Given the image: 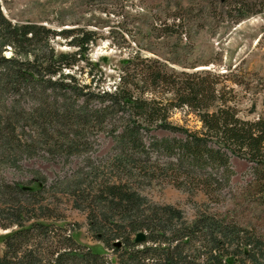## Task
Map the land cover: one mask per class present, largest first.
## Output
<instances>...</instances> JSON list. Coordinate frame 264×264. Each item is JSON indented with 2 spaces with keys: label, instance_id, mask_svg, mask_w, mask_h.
<instances>
[{
  "label": "trees",
  "instance_id": "16d2710c",
  "mask_svg": "<svg viewBox=\"0 0 264 264\" xmlns=\"http://www.w3.org/2000/svg\"><path fill=\"white\" fill-rule=\"evenodd\" d=\"M216 2L221 12L235 15L234 22L245 17L243 0ZM175 10L167 23L160 21V28L170 37L178 36L177 29L189 20L177 17L182 8ZM95 35L82 27L55 29L31 21L13 23L0 5V108L6 109L0 112L1 154L11 157L26 147L15 135L14 123H21V132L30 138L62 139L69 149L88 128L110 126V135L123 149L137 148L147 135L151 148L175 157L178 166L230 174L228 153L249 164L250 177L221 217L197 213L189 222L170 206L147 208L137 195L108 188L95 203V210L88 203V225L104 244L126 234L125 247L116 250L117 256L110 261L104 257L103 245L80 249L74 233L65 237L62 247H38L37 238L55 236L47 219L35 213L33 200L39 197V190L1 185L0 227L16 229L0 237L4 246L0 264H264V233L250 219L264 221V116L250 120L238 116L233 90L238 83L225 74L210 69L176 72L167 62L139 55L124 61L114 86L104 88L99 64L88 58ZM59 40L72 50H57ZM5 52L11 55L5 56ZM94 71L100 72L98 79ZM184 108L200 123L199 129L169 121L173 111ZM157 129L179 132L182 137L156 140L151 133ZM191 174L186 176L191 178ZM212 174L207 178L217 180V174ZM223 180L227 182L228 176ZM73 196L82 203L88 201L82 197L83 191H75ZM254 197L260 200L256 204ZM253 202L254 207L250 206ZM128 232L142 233L145 239L136 243L135 236L131 241Z\"/></svg>",
  "mask_w": 264,
  "mask_h": 264
},
{
  "label": "rangeland",
  "instance_id": "374dc122",
  "mask_svg": "<svg viewBox=\"0 0 264 264\" xmlns=\"http://www.w3.org/2000/svg\"><path fill=\"white\" fill-rule=\"evenodd\" d=\"M243 1L245 17L239 22H234V14L221 12L216 0H1L0 5L13 23L31 21L55 29L82 27L96 32L88 58L99 64L104 88L114 86L122 63L135 55L167 62L176 72L210 69L237 81L233 90L238 116L250 120L264 116V0ZM177 8L183 12L177 17L189 20L177 29L178 36L170 37L160 28V21L167 23ZM56 48L72 50L60 40ZM10 55L5 52V56ZM97 71L96 79L100 76ZM10 101H6L5 108ZM23 105L27 107V103ZM3 111L6 109L0 108ZM169 121L190 130L200 128L186 108L173 111ZM13 125L15 135L26 147L11 157L0 151V186L21 185L39 190V197L33 200L35 213L40 219H47L55 234L46 240L37 238L41 249L62 247L65 237L74 233L80 249L103 245L105 259H115V251L125 247L126 234L117 239L111 237L104 244L93 236L88 225V203L95 210V203L110 187L137 195L147 208L170 206L189 222L197 213L221 217L250 177L249 164L228 153L230 174L210 168L191 169L186 164L178 166L175 157L153 150L147 135L137 148L123 149L110 135V126L88 128L69 149L62 139L45 142L30 138L21 132V123ZM151 134L156 140L182 137L179 132L160 129ZM187 173L194 176L189 178ZM208 174H217V180L207 178ZM223 176H228L227 182ZM75 191H83L82 197L88 201L76 199ZM252 199L255 204L260 201L258 197ZM250 206L254 207V202ZM234 209L240 210L237 206ZM260 211L261 207L256 208L257 214ZM250 219L264 233V221ZM14 229L0 227V237ZM136 233L128 232L127 238L134 241ZM115 242L120 246L115 247ZM3 249L0 242V256Z\"/></svg>",
  "mask_w": 264,
  "mask_h": 264
},
{
  "label": "water",
  "instance_id": "95a60500",
  "mask_svg": "<svg viewBox=\"0 0 264 264\" xmlns=\"http://www.w3.org/2000/svg\"><path fill=\"white\" fill-rule=\"evenodd\" d=\"M144 239H145L144 235L142 233H139V234H137V236L135 238V242L136 243H141V242L144 241ZM114 246L115 247H119L120 246L119 242H115Z\"/></svg>",
  "mask_w": 264,
  "mask_h": 264
}]
</instances>
